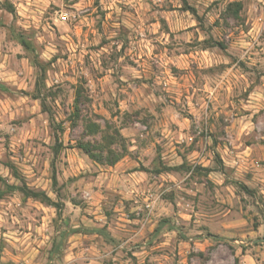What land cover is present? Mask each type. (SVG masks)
Masks as SVG:
<instances>
[{"label":"clouds","instance_id":"obj_1","mask_svg":"<svg viewBox=\"0 0 264 264\" xmlns=\"http://www.w3.org/2000/svg\"><path fill=\"white\" fill-rule=\"evenodd\" d=\"M0 264H264V0H0Z\"/></svg>","mask_w":264,"mask_h":264}]
</instances>
